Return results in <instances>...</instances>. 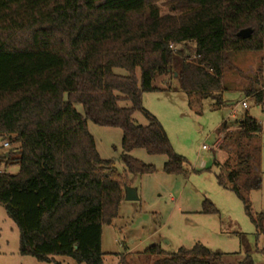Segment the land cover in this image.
Listing matches in <instances>:
<instances>
[{
  "label": "trees",
  "instance_id": "trees-1",
  "mask_svg": "<svg viewBox=\"0 0 264 264\" xmlns=\"http://www.w3.org/2000/svg\"><path fill=\"white\" fill-rule=\"evenodd\" d=\"M159 1L0 0V142L15 146L0 154V205L18 229L20 256L103 264L102 227L117 216L123 178L100 159L87 121L121 130L129 174L154 172L129 156L142 149L167 158L166 174L185 176V159L143 109L142 95L167 91L173 80L177 90L220 107L230 54L264 50V0H167L166 14ZM245 29L250 37H237ZM259 87L245 95L264 113ZM134 112L148 125H135ZM233 125L223 121L217 130L227 153L226 182L218 179L264 236V214L253 215L246 198L261 184V126L247 113ZM9 165L18 172L7 173ZM202 212L216 210L204 201ZM147 252L160 256L154 264H225L201 244L168 256L156 247ZM239 264L254 262L246 255Z\"/></svg>",
  "mask_w": 264,
  "mask_h": 264
},
{
  "label": "rangeland",
  "instance_id": "rangeland-1",
  "mask_svg": "<svg viewBox=\"0 0 264 264\" xmlns=\"http://www.w3.org/2000/svg\"><path fill=\"white\" fill-rule=\"evenodd\" d=\"M156 6L161 14L169 11L167 0L157 2ZM114 72L127 76V72L121 69ZM222 84L223 104L220 107L215 106V101L199 100L195 95L177 90V83L173 80L167 91L142 95L143 109L159 122L173 152L185 159V176L166 174L163 165L167 158L148 155L142 149L131 151L129 156L153 167L154 172L129 174L120 161L121 130L87 121V130L100 159L113 163L122 175L123 188L134 189L138 198L136 201H125L123 198L116 218L110 225L102 227L103 264H154L160 256L148 253L151 247L168 256L177 253L180 248L191 249L195 244L222 254L225 264H239L246 255L252 258L254 264H264V236L256 235L242 202L219 182L218 176L223 183L226 182L222 164L227 159V153L218 148L224 134L217 131L223 121L233 129V124L246 113L260 124L258 175L261 184L246 198L253 215L264 214V113L253 106L251 97L245 95L249 87L261 90L259 86L264 84V50L230 54ZM154 86L163 87L159 81H155ZM244 100L246 109L240 105ZM118 105L121 108L130 107L128 101H121ZM73 107L83 115L80 105ZM132 120L139 126L149 123L141 112H134ZM7 142L6 139L0 142V154L15 148L10 143L1 147ZM202 146L207 149L203 150ZM5 171L16 174L18 166L9 165ZM204 201L209 202L216 213H203ZM18 249V229L0 205V264H44L31 257L20 256ZM50 264L76 263L69 258L56 257Z\"/></svg>",
  "mask_w": 264,
  "mask_h": 264
},
{
  "label": "water",
  "instance_id": "water-1",
  "mask_svg": "<svg viewBox=\"0 0 264 264\" xmlns=\"http://www.w3.org/2000/svg\"><path fill=\"white\" fill-rule=\"evenodd\" d=\"M251 33H252L251 29L241 30L237 34V37L241 39H247L250 37ZM137 199H138L137 193L134 189L124 187V200L125 201H136Z\"/></svg>",
  "mask_w": 264,
  "mask_h": 264
},
{
  "label": "built area",
  "instance_id": "built-area-1",
  "mask_svg": "<svg viewBox=\"0 0 264 264\" xmlns=\"http://www.w3.org/2000/svg\"><path fill=\"white\" fill-rule=\"evenodd\" d=\"M170 48H172V46H170ZM240 105H241V107H242L243 109H246V108H247L246 100L242 101V102L240 103ZM231 115H232V117H234V115H235L234 110H232ZM2 147H7V143H3ZM202 149H203V150H206L207 147L202 146Z\"/></svg>",
  "mask_w": 264,
  "mask_h": 264
}]
</instances>
